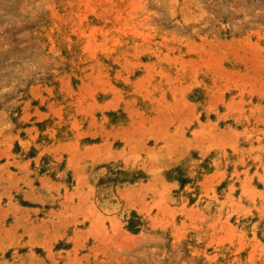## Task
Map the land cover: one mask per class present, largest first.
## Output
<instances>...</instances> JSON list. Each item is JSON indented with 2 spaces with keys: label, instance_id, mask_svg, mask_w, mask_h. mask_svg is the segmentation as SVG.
Segmentation results:
<instances>
[{
  "label": "rangeland",
  "instance_id": "374dc122",
  "mask_svg": "<svg viewBox=\"0 0 264 264\" xmlns=\"http://www.w3.org/2000/svg\"><path fill=\"white\" fill-rule=\"evenodd\" d=\"M0 264H264V0H0Z\"/></svg>",
  "mask_w": 264,
  "mask_h": 264
}]
</instances>
